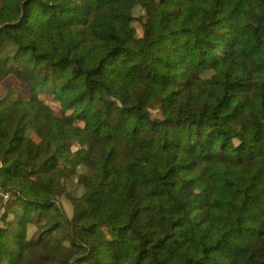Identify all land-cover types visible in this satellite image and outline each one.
<instances>
[{
	"label": "trees",
	"instance_id": "1",
	"mask_svg": "<svg viewBox=\"0 0 264 264\" xmlns=\"http://www.w3.org/2000/svg\"><path fill=\"white\" fill-rule=\"evenodd\" d=\"M0 138V264H264V0H0Z\"/></svg>",
	"mask_w": 264,
	"mask_h": 264
},
{
	"label": "rangeland",
	"instance_id": "2",
	"mask_svg": "<svg viewBox=\"0 0 264 264\" xmlns=\"http://www.w3.org/2000/svg\"><path fill=\"white\" fill-rule=\"evenodd\" d=\"M134 28V33L138 34V25L134 21L132 22ZM258 61V58L254 59ZM5 85H19L24 87L23 84H20L15 78L8 77L4 82ZM3 142L0 138V157L2 155ZM45 158V152L39 151L36 159L30 163V166L36 171L40 170L43 166V160ZM72 181L68 183L69 188H72ZM59 203L63 207L64 211L71 217L72 215L82 214V219H86L87 215L83 213L84 206L77 197L69 198L68 195H62L59 197ZM54 253V247L46 243H38L35 246L29 247L26 252L23 254V257L20 261V264H50V257Z\"/></svg>",
	"mask_w": 264,
	"mask_h": 264
},
{
	"label": "built area",
	"instance_id": "3",
	"mask_svg": "<svg viewBox=\"0 0 264 264\" xmlns=\"http://www.w3.org/2000/svg\"><path fill=\"white\" fill-rule=\"evenodd\" d=\"M2 193L1 201H0V217L5 211V201L10 196V192H0Z\"/></svg>",
	"mask_w": 264,
	"mask_h": 264
},
{
	"label": "water",
	"instance_id": "4",
	"mask_svg": "<svg viewBox=\"0 0 264 264\" xmlns=\"http://www.w3.org/2000/svg\"><path fill=\"white\" fill-rule=\"evenodd\" d=\"M2 193H0V201H1Z\"/></svg>",
	"mask_w": 264,
	"mask_h": 264
},
{
	"label": "crops",
	"instance_id": "5",
	"mask_svg": "<svg viewBox=\"0 0 264 264\" xmlns=\"http://www.w3.org/2000/svg\"><path fill=\"white\" fill-rule=\"evenodd\" d=\"M3 150V149H2Z\"/></svg>",
	"mask_w": 264,
	"mask_h": 264
}]
</instances>
